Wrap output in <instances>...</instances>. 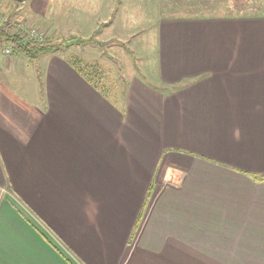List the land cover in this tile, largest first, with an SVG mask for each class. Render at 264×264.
<instances>
[{"label":"crops","instance_id":"1","mask_svg":"<svg viewBox=\"0 0 264 264\" xmlns=\"http://www.w3.org/2000/svg\"><path fill=\"white\" fill-rule=\"evenodd\" d=\"M153 37L124 86L0 49V264H264V14Z\"/></svg>","mask_w":264,"mask_h":264},{"label":"rangeland","instance_id":"2","mask_svg":"<svg viewBox=\"0 0 264 264\" xmlns=\"http://www.w3.org/2000/svg\"><path fill=\"white\" fill-rule=\"evenodd\" d=\"M6 1L0 0L2 4L0 13L3 16L7 14ZM233 1L13 0L12 2L16 12L24 15L22 26L31 27L30 33L34 32L44 37L57 30L60 38L66 39V49L57 52L66 54L70 58L82 59L83 66L88 71H91L96 78L104 76L101 82L104 86L111 87L113 81H118L124 86L134 74L144 75L147 80L157 83L152 62L155 55L151 44L159 20L180 16L250 15L253 12L251 8L239 9ZM258 7L256 12L263 15L264 0ZM81 38H92L95 41L84 42ZM150 186L153 187V183ZM152 191H148L147 202L152 196ZM145 212L146 207L138 223H141L142 218L145 219L147 214Z\"/></svg>","mask_w":264,"mask_h":264},{"label":"trees","instance_id":"3","mask_svg":"<svg viewBox=\"0 0 264 264\" xmlns=\"http://www.w3.org/2000/svg\"><path fill=\"white\" fill-rule=\"evenodd\" d=\"M12 1L9 0L6 1L5 7L7 14L3 16L0 13V49L10 48L12 53L22 55L31 61H36L41 54L52 53L66 49V45H65L66 39L62 40L57 30L53 31L48 36L42 37L43 36L42 35L41 38L31 37V33H30L31 27L22 26L21 22L24 15L16 12L15 8L13 7ZM233 2L238 6L239 9L251 8L253 12L250 14L261 15L258 14L259 12L256 11L259 8L258 6H261L262 0H234ZM1 6L2 4L0 3V7ZM81 39H82L81 41L84 42L88 40L95 41L92 38L89 39L81 38ZM72 61L77 66H81V65L83 66L84 63L82 59H78L76 57L72 58ZM152 188L153 187L151 186L150 191H152ZM147 200H146V204H147ZM142 213L140 215V218L142 217Z\"/></svg>","mask_w":264,"mask_h":264},{"label":"built area","instance_id":"4","mask_svg":"<svg viewBox=\"0 0 264 264\" xmlns=\"http://www.w3.org/2000/svg\"><path fill=\"white\" fill-rule=\"evenodd\" d=\"M31 37H33V38H41V35H39V34H34V32H32V33H31ZM5 51H6V52H9L10 49H9V48H6Z\"/></svg>","mask_w":264,"mask_h":264}]
</instances>
